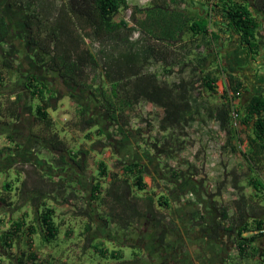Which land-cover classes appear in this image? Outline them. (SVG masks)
<instances>
[{"label":"trees","instance_id":"1","mask_svg":"<svg viewBox=\"0 0 264 264\" xmlns=\"http://www.w3.org/2000/svg\"><path fill=\"white\" fill-rule=\"evenodd\" d=\"M177 5L178 0H152L149 7L141 9L151 13L149 29L145 32V42L140 51H134L128 43L133 27L119 18L122 12L131 9L128 0H67L65 9L61 7L54 20L47 15L49 13H43L41 0H13L12 6L16 7L22 21L23 49L10 43L13 30L0 12V96L4 94L2 89L6 77L18 75L20 78V66L15 68L14 63L21 54L28 57L35 70L39 71L38 74L28 72L26 75L23 89L28 96L27 102L24 93L5 94L6 105L0 102V118L20 122L29 115L41 126H37L38 132L30 135L36 145L46 144L49 148H45L54 153L48 161L37 159L45 163L51 173H40L51 186L47 197L54 200L55 195L62 200L83 201L84 206L78 208L79 215L86 219L81 234L85 240L83 250L92 249L102 259L113 261L111 264H126V261L120 250L107 252L92 245L94 222L89 212L93 208L97 210L99 220L116 226L117 230L129 228L133 231L132 227L141 219L154 217L153 228L164 229L158 238L161 251L172 248L171 243L164 242L170 222L162 224L164 218L153 210L152 197H144L143 210H139L137 203L131 200V185L138 191H145L144 177L149 174L148 167L139 159H116L114 166L121 171L119 174L100 161L89 193L78 195L79 192H75V184L68 179V170L77 176L76 170L82 171L85 162L79 156H85L86 152L67 150L49 114L64 96L76 103L80 128H95L101 139L106 134L100 124L104 118L100 120L94 108L107 114L110 121L125 130L130 123V114L140 103L157 108L156 124L161 136L156 141H145V144L151 147V156L156 162L163 163V169L176 179L171 192H175L179 184L196 177L197 171L192 165H189L191 174L189 168L183 166L166 169L168 161L175 160L192 144L188 130L194 125L203 127L214 123L226 135L222 148L239 152L248 163L249 170L250 166L257 167L264 161V93H250L244 80L221 67L218 51L211 48L220 41L219 32H226L249 54L254 55L264 49V0H218L203 13L195 9L186 11ZM135 11L136 7H133L132 14ZM218 23H223V27L220 28ZM94 44H97V49ZM152 62L159 64V74L151 71ZM221 75L226 76L228 85L219 96L221 100L214 101ZM63 86L67 89L65 95L60 91ZM76 91L87 93L84 104L79 103ZM232 112H236L247 130L243 152L235 143L241 139L232 127ZM7 139L16 149H21L20 144L14 143L13 136L7 135ZM10 150L14 149L5 147L0 150V155ZM106 178H109L108 186L103 189L102 180ZM193 181L196 182V178ZM221 183L217 184V191L223 187ZM25 184L21 181V192H24ZM246 185L258 192L256 186L260 184L252 177ZM231 187V196H238L227 205L222 204L218 208L208 199L209 209L215 214L211 226L207 225L202 210L190 213L189 223L192 227L199 226L204 232L209 231L210 236L216 235L218 230L234 232L237 253L246 259L247 254L254 256L248 251L250 243L264 236V218L249 220L248 211H253L254 207L246 204L242 195L244 187H239L235 181ZM10 191V182L1 186L0 207L11 206ZM132 199L137 198L132 195ZM43 200L40 202L39 196L29 199L33 215L31 221L25 220L28 218L26 212L16 221H6L9 226L0 231V258L16 259V264H36L37 259L32 253L26 256L23 252L20 257H12L14 246H18L24 236L29 244L35 236L41 245H49L56 240L62 222H57L55 209ZM169 201L165 195L160 196L158 205L168 209ZM243 233L250 234L243 237ZM132 256L130 264H143L140 255L133 252ZM260 260L264 262V248L261 249Z\"/></svg>","mask_w":264,"mask_h":264},{"label":"rangeland","instance_id":"2","mask_svg":"<svg viewBox=\"0 0 264 264\" xmlns=\"http://www.w3.org/2000/svg\"><path fill=\"white\" fill-rule=\"evenodd\" d=\"M9 1L0 0V12L4 15L10 28L13 30V34L9 40L10 43L19 45L23 49L25 43L21 41L22 21L20 20L18 11H13V9L8 10L6 7ZM151 1L128 0L131 9L119 15V18H123L129 26L133 27V32L128 38V43L132 45L134 51L143 49L145 32L149 29L148 19L151 12L141 9L149 7ZM66 2L67 0H41L43 13H49L47 15H51L54 20L59 9L61 7L65 9ZM209 2L210 0H178L177 7L184 8L186 11L195 9L203 13L205 10L209 11V8L206 6ZM215 2L217 1L214 0L213 3ZM133 7H136V13L132 14L131 10ZM219 35L221 36L220 41H218L216 46L211 48L214 51H218L217 54L221 57L219 58L221 67L229 70L228 57H230L231 52L237 47V43L235 39H230L228 37L229 34L226 32H219ZM94 47L97 49V44H94ZM262 53L264 54V51ZM152 63L150 67L151 71L159 74V64ZM17 65L20 66V78H18V75H11L10 78L6 77L3 82L4 89L2 90L4 94L0 96V102H3L4 105H6L5 99H7L5 94L13 92L18 94L24 93V99L27 102L28 96L23 89L26 75L28 72L30 74L39 73V71L35 70L29 58H25L22 54L14 63V67L16 68ZM245 75L247 80H250L251 73L249 70H245ZM91 76L90 74L89 77ZM169 79L172 78L170 77ZM227 85L226 76L221 75L217 82V94L214 96V101L221 100L219 96L222 95ZM246 85L247 89H250L248 91H255V84L249 81V83L246 82ZM65 90H67L66 87H60V91L64 95ZM76 94L79 103L84 104L87 99V93L76 91ZM235 105H237V101H235ZM94 112L97 113L99 119L104 118L102 119L104 121H100V124L103 125L106 131L102 139L97 136L95 128L90 130H82L80 128L76 103L68 96H64L57 103L55 110L49 112L55 124V131L59 135V139L65 143L67 150L86 152L85 156H79L85 161L83 170H76L79 177L73 176L71 169L68 170L70 171L68 178H72V180L75 178L79 182L78 186L75 185V192L78 191V195L89 193L93 178L97 176V164L100 161H103L109 170L119 174L121 171L115 167L116 159L122 157L139 159L148 167L149 174L144 177V183L146 184L145 191H138L137 188L131 185L129 192L131 193V200L137 203L136 206L139 210H143L145 205L144 197L150 196L154 199L152 208L157 215L163 216L162 224L168 225L167 223L170 222L169 229H166L167 237H165L166 239L164 238V241L171 243L177 249L176 253H174L176 249H173V251L168 249L166 252L161 251L158 238L164 229L160 228L157 230L153 228L154 217L141 219L139 223L137 222L136 226L132 227L133 231L129 228L117 230L116 226L99 220L96 215L97 210L93 208V211L89 212L94 222V240L92 245L94 244L99 248L106 249L107 252L120 250L126 264H130V261L133 259V252L137 256L140 255L143 264H203L204 262L198 263L192 256L180 255V252H184L183 250H186V252L191 251L192 246L194 247L195 245L188 243L193 239L198 242L199 237H201L198 229H189V214L204 209L207 202L206 198L209 196L210 202L215 204L216 207L219 208L222 204L227 205L233 198L231 196L233 194L231 184L234 181L239 187H244L242 195L248 206H251L253 194L261 198L264 193V163L258 164L257 167L250 166L249 170L248 163L239 152H232L222 148L226 143V135L218 130L214 123L203 127L194 125L192 129H189L188 132L190 133L192 144H189L186 150L179 154L175 160L168 161L166 169L167 167L180 166L189 168V165H192L195 166L197 171L196 177H192V180L179 184L176 188L177 190L171 192L170 189L173 184H176V179L171 178L169 173L163 169V163H157L156 159L151 157V154H153L151 147L145 144V141H156L161 136L156 124L157 108L140 103L130 114V123L126 130L118 126L116 122L110 121L108 115L104 112H98L95 108ZM20 122L22 124H19ZM20 122H13L7 117L0 118V150L5 147L14 149L13 151H4L0 155V192L1 186L4 183L10 182L11 184V191L8 192L11 206L6 208L0 207V231L9 226L7 224L8 221H16L25 212L28 213V218L25 220L27 222L31 221L33 215L29 199L33 196H39L40 202L44 199L43 201L51 205L56 211L57 222H62V224L56 240L49 245H41L38 236L33 237L32 244H29L26 242V237L24 236L19 241V245L14 246L12 249V257H20V253L24 252L26 256L30 253L34 254L37 259L36 264H111L113 261L102 259L92 249L86 248L83 250L85 240L81 234L83 233L86 219L78 213V208L84 206L81 203L83 201L81 199L79 200L80 202L78 200H62L55 195L54 200H50L47 197L48 189L51 186L46 177L40 173L41 171H45L46 174L51 173L46 164L37 161V159L40 158L48 161V159L54 157V153L50 152V149L47 150L45 148L46 144H35L34 148L27 145L30 141L27 139L29 136L25 139V135L38 132L41 126L34 122L29 115L24 116ZM148 123L150 124L149 128ZM239 123V128L236 131L241 140L239 143L235 140V143L239 144V150L243 152L246 148L245 134L247 130H245L240 121ZM7 135L15 136L18 144H20V150L16 149L13 143H10ZM23 146H26L27 149L24 150ZM46 147L49 148L48 146ZM27 153H32V157L29 158ZM13 154L16 157L8 159ZM54 170L57 171L58 169L54 168ZM191 171V168H189L190 174ZM252 177L256 178L258 184H260L256 186L258 192L253 188H248L246 185V182ZM54 178H57V175ZM194 178H196L197 183L192 182ZM15 179L18 182H15ZM21 181H25L26 183L24 192L19 190ZM102 181V188L106 189L109 178ZM219 183L223 187H220V190L217 191V184ZM197 187L201 190L200 193ZM177 193L182 196L181 200L177 197L175 198ZM132 195L137 199H132ZM163 195L170 199L168 209L158 205L159 197ZM262 199L260 206L264 204ZM204 212L208 219L215 215L214 211L208 212L206 210ZM250 212L251 210L248 211V213ZM3 220L5 221L3 222ZM185 231H188V233H185ZM143 247L144 250H142ZM215 248L211 247L209 251L212 252ZM25 257L23 258L24 260ZM0 264H16V259L3 257L0 258Z\"/></svg>","mask_w":264,"mask_h":264},{"label":"crops","instance_id":"3","mask_svg":"<svg viewBox=\"0 0 264 264\" xmlns=\"http://www.w3.org/2000/svg\"><path fill=\"white\" fill-rule=\"evenodd\" d=\"M216 1L218 2V0H216ZM213 2H214V0H210V2L207 3V5H206L207 8L210 9L212 7V5L216 3V2L215 3H213ZM218 26L220 28L223 27L222 23H218ZM237 46H238V44H237ZM236 48L231 52L230 57H228V61H229L228 64H230L231 68H235V67H237L243 63L242 58H244V56L239 52L238 47H236ZM244 70H246V69H244ZM249 72L251 73V71H249ZM251 75H252V73H251ZM251 80H252V76L250 77L249 81H251ZM262 82H264V76H263V80L261 81V83ZM151 157L154 158L153 156H151ZM262 163H264V161ZM192 182H195V181H192ZM195 183H197V182H195ZM198 192L200 193L201 190L199 189ZM236 196L237 195L233 196L232 199H235ZM253 196L254 197H252L250 205L252 207H254V210L250 212L249 220L264 218V208H263L264 204L260 206L261 198L264 196V193L262 194L261 198L258 197L256 194H253ZM176 197L179 200L182 199L181 195L175 196V198ZM208 199H210V196L208 198H206L207 202L204 201V199H202V200L204 202H206V206H205L206 210L208 212H210L212 210L209 209V203L210 202L208 201ZM262 201H263V199H262ZM201 210L205 214L204 211H206V210L205 209H201ZM213 218H214V216L212 218H209L211 221H210V224H209V222H207V225L211 226ZM206 221H207V219H206ZM188 224H189V229H198L200 231L199 234L201 235V237H199L198 242L195 241L194 239L191 241V239H190L191 242L188 244H192L195 246L194 247L192 246V249L189 252H186V250H183L184 252H180L181 256H188V257L192 256L195 260L198 261V263L204 262L203 264H264V262L262 260H260L261 249L264 248V236L259 237L254 242L250 243L248 251L253 253L254 256H250L247 254L246 256L248 258L245 259L244 256H239L237 253L236 242H235L236 238L234 237L235 236L234 232L225 233L222 230H218L216 235L211 236L215 240H217V242H218L217 248L212 250V252H210V253L209 252L206 253V252H203L201 250H202L204 244L209 242L208 237H207L208 234L210 235L209 231L204 232L201 230V228L199 226L192 227L189 222H188ZM184 230H185V228H184ZM203 232L206 234L204 235ZM185 233H188V231H185ZM185 233H183V234H185ZM249 234L243 233L242 236L247 237ZM171 247H172L171 248L172 251H173V249L175 250V246L173 247V245H172ZM176 252H177V249H176V251H174V253H176ZM204 254L206 255V257L204 256ZM222 254H224V255H222ZM215 258H216V260H215Z\"/></svg>","mask_w":264,"mask_h":264},{"label":"flooded vegetation","instance_id":"4","mask_svg":"<svg viewBox=\"0 0 264 264\" xmlns=\"http://www.w3.org/2000/svg\"><path fill=\"white\" fill-rule=\"evenodd\" d=\"M12 2H13V0H10L6 4V7L8 8V10L13 9V11H16L17 12L16 7H13L12 6ZM237 47H238L239 52L244 56V58H242V62L243 63L241 65L233 68V69H231L229 67L228 68L229 69L228 71L229 72L232 71L236 76L240 77L242 80H244L245 82H248V83H249V80L246 79L245 70L244 69L251 71V73H252L251 76H252V80L253 81L251 80L250 82H252L253 84H255V91H253V92H250L249 91V92L252 93V94H255V95L264 93V82L261 83V81L263 80V76H264V54L262 53L264 51V49L262 48L256 54L252 55V54H249L248 53V51H247V49L245 47H241L239 44H238ZM219 52L221 53L220 49H219ZM218 57L221 58L220 56H218ZM248 90H250V89H248ZM19 124H22V123L20 122ZM11 136H13L14 139H15L14 140V143L15 142L18 143V141L16 140L15 136L14 135H11ZM27 136H29V138H27V139H28V141H30V143L27 141L28 142L27 145H29L32 148H34L35 147V143L33 142L31 135H27L26 134L25 135V139H26ZM26 146H23V149L24 150L27 149ZM27 155H28L29 158L32 157V153L31 154L30 153L29 154L27 153ZM15 157L16 156L13 154L8 159L15 158ZM76 177L78 178L79 177V174ZM68 179H69V181H71L72 183H74L76 186H78L79 182H77L75 178H73V180H72V178L71 179L68 178ZM204 209L206 210V207ZM206 219H207V222H209V224H210V221L211 220L208 219L207 216L205 215V220ZM153 225H154V222H153L152 226ZM203 234L205 235L206 233L203 232ZM165 236L167 237V232H166ZM207 237H208L209 242L205 243L204 246H203V252H206V253L207 252H210L209 250L211 249V247H214V248L216 247L217 248V245H218L217 240H215L209 234L207 235ZM125 240H126V238H125ZM175 249H176V247H175ZM142 250H144V247L142 248ZM163 252H166V251L163 250ZM222 255H224V254H222ZM204 256L206 257L205 254H204Z\"/></svg>","mask_w":264,"mask_h":264},{"label":"built area","instance_id":"5","mask_svg":"<svg viewBox=\"0 0 264 264\" xmlns=\"http://www.w3.org/2000/svg\"><path fill=\"white\" fill-rule=\"evenodd\" d=\"M238 95V94H237ZM231 122H232V127L237 130L239 128V118L236 112L231 113Z\"/></svg>","mask_w":264,"mask_h":264}]
</instances>
